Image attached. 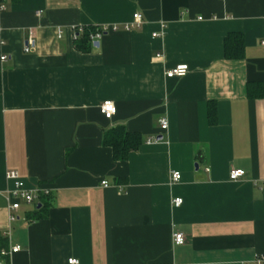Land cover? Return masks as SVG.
Segmentation results:
<instances>
[{
    "label": "crops",
    "instance_id": "1",
    "mask_svg": "<svg viewBox=\"0 0 264 264\" xmlns=\"http://www.w3.org/2000/svg\"><path fill=\"white\" fill-rule=\"evenodd\" d=\"M136 13L137 30L74 50L72 28L122 26ZM229 33L242 34L241 61L223 59ZM262 41L264 0H0V234L20 247L4 263L257 264L264 99L245 87L264 82ZM182 65L184 77L165 79ZM109 100L116 113L105 120L98 106ZM116 125L141 137L125 162L102 146ZM230 170L244 176L229 181ZM8 171L47 192L45 219L28 222L24 205L8 225Z\"/></svg>",
    "mask_w": 264,
    "mask_h": 264
},
{
    "label": "built area",
    "instance_id": "2",
    "mask_svg": "<svg viewBox=\"0 0 264 264\" xmlns=\"http://www.w3.org/2000/svg\"><path fill=\"white\" fill-rule=\"evenodd\" d=\"M215 1H221V0H215ZM4 8L1 9L3 11ZM40 12H36V16H40ZM143 19L142 16L138 13L132 16V22L123 24L122 26L118 25H107V26H99L95 28V31L93 34H90L89 36V42L91 45H93L94 42H98L100 39H102L103 36L107 35V33H116V32H129L132 30H137L142 25ZM163 26H160V29L163 30ZM82 27L78 28H72L71 29V35L73 36V39L76 40L78 33L81 32ZM158 36L157 33H153L152 37ZM57 38H60L59 33L57 34ZM264 46V41L260 43ZM2 43H0L1 47ZM33 47V42L29 39L27 44L24 47L23 52L29 53L30 49ZM159 57V55H157ZM7 60V56L0 55V67L5 64ZM188 67L186 65L182 66H176L171 69H167V71L164 72L165 79H173V78H182L187 73ZM99 112L101 116L105 120H110V118L115 115L116 108L114 107V104L109 101H103L98 106ZM159 121V128L162 131H165L167 128V121L165 119H160ZM244 176V172L242 170H230L228 174L229 181H237L241 179ZM6 180L12 181L14 187L11 191L5 195V200H7V208L6 213L8 214V225L10 223L15 222L18 220V212L20 211L21 206H30L34 207L39 202L40 196H47V192L43 190H37L36 188H28L24 182L20 180L17 173L15 171H8L6 174ZM181 176L179 172L172 171L170 173V180L172 184L180 182ZM102 187L108 188L109 184L108 182L102 181L101 182ZM171 204L174 207H179L182 205V199L180 198H174L171 201ZM171 239H173V242L175 245H182L184 243L183 236L180 233H173ZM20 251L19 246H12L9 247L7 251H1L0 252V264H5L2 258H9L10 255L17 253ZM264 261V256L261 257V259L257 260V264L262 263ZM67 264H79V261L73 258H70V260H67Z\"/></svg>",
    "mask_w": 264,
    "mask_h": 264
},
{
    "label": "trees",
    "instance_id": "3",
    "mask_svg": "<svg viewBox=\"0 0 264 264\" xmlns=\"http://www.w3.org/2000/svg\"><path fill=\"white\" fill-rule=\"evenodd\" d=\"M11 3H17L18 0H10ZM96 27H82L74 40V50L84 54L91 52V44L89 42L90 34H93ZM223 59L227 61H241L243 59V37L242 34L229 33L223 40ZM1 55V52H0ZM1 77V67H0ZM2 82L0 80V92ZM246 96L250 100L264 99V82L248 83L245 87ZM215 106L209 105L207 109V120L210 126L216 123ZM102 146L112 152V160L115 162H125L131 153L136 151L141 144V137L138 134L129 132L121 125H116L102 133ZM38 204H36L30 212H26L25 218L28 222L39 221L47 217V209L50 205L48 196H40ZM39 209L36 206L39 205ZM10 245L6 236L0 234V252L7 251ZM7 261V258H2Z\"/></svg>",
    "mask_w": 264,
    "mask_h": 264
},
{
    "label": "water",
    "instance_id": "4",
    "mask_svg": "<svg viewBox=\"0 0 264 264\" xmlns=\"http://www.w3.org/2000/svg\"><path fill=\"white\" fill-rule=\"evenodd\" d=\"M97 45H98V42H94V43H93V46H94V47H96ZM39 206H40V204L36 206V209H39Z\"/></svg>",
    "mask_w": 264,
    "mask_h": 264
}]
</instances>
